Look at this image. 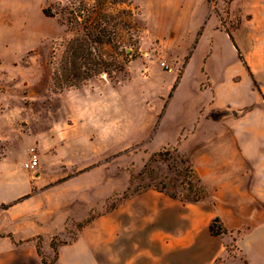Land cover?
I'll use <instances>...</instances> for the list:
<instances>
[{"label": "crops", "instance_id": "1", "mask_svg": "<svg viewBox=\"0 0 264 264\" xmlns=\"http://www.w3.org/2000/svg\"><path fill=\"white\" fill-rule=\"evenodd\" d=\"M228 17L237 18L230 29L218 12L204 16L182 70L167 72L165 93L142 109L143 132L158 122L154 150L188 156L200 198L135 194L129 208L101 213L58 245L51 261L61 199L39 192V169H24L8 146L0 155V264H264V0H229ZM150 67L141 73L155 81ZM216 219L220 233L211 230Z\"/></svg>", "mask_w": 264, "mask_h": 264}, {"label": "rangeland", "instance_id": "2", "mask_svg": "<svg viewBox=\"0 0 264 264\" xmlns=\"http://www.w3.org/2000/svg\"><path fill=\"white\" fill-rule=\"evenodd\" d=\"M228 1L127 0L111 6L113 21L124 23L118 37L127 53L125 69L69 87L59 66L73 33L58 15L44 13L68 0H0V155L11 146L16 162L39 157V192L61 199L54 251L81 236L101 213L135 204V194H201L186 154L168 146L154 150L158 122L143 132L149 123L142 109L165 93L167 72L180 73L208 12H218L227 29L237 23H228ZM145 66L155 81L141 73ZM71 195L75 199L68 201ZM48 256L57 257L52 251Z\"/></svg>", "mask_w": 264, "mask_h": 264}, {"label": "trees", "instance_id": "3", "mask_svg": "<svg viewBox=\"0 0 264 264\" xmlns=\"http://www.w3.org/2000/svg\"><path fill=\"white\" fill-rule=\"evenodd\" d=\"M127 0H68L67 4L60 3L58 10L45 8L47 16H59L61 22L73 33L66 43L59 66L60 80L66 86L79 87L84 82L102 73L112 78L115 71L125 69L127 53L121 48L118 32L122 21H113L109 11L116 4H127ZM131 15L129 9L123 13ZM103 48L113 49L107 54ZM201 195V194H200ZM200 195L195 199L200 198ZM213 233H220L222 228L216 219L212 225ZM57 255V249L55 250Z\"/></svg>", "mask_w": 264, "mask_h": 264}, {"label": "built area", "instance_id": "4", "mask_svg": "<svg viewBox=\"0 0 264 264\" xmlns=\"http://www.w3.org/2000/svg\"><path fill=\"white\" fill-rule=\"evenodd\" d=\"M162 66L163 67H169L165 62H162ZM37 166H39V159L38 156L36 154H33V156L31 157V159H29L28 161H25L23 163V167L26 170H34Z\"/></svg>", "mask_w": 264, "mask_h": 264}, {"label": "clouds", "instance_id": "5", "mask_svg": "<svg viewBox=\"0 0 264 264\" xmlns=\"http://www.w3.org/2000/svg\"><path fill=\"white\" fill-rule=\"evenodd\" d=\"M86 250L83 248V247H81V248H79V249H77V250H74V252H79V253H83V252H85Z\"/></svg>", "mask_w": 264, "mask_h": 264}]
</instances>
